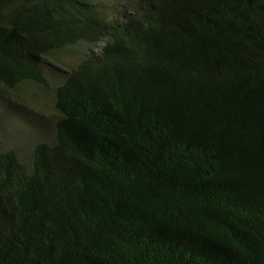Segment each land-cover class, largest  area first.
Listing matches in <instances>:
<instances>
[{"label": "trees", "instance_id": "obj_1", "mask_svg": "<svg viewBox=\"0 0 264 264\" xmlns=\"http://www.w3.org/2000/svg\"><path fill=\"white\" fill-rule=\"evenodd\" d=\"M2 97L0 264H264V0H0Z\"/></svg>", "mask_w": 264, "mask_h": 264}, {"label": "rangeland", "instance_id": "obj_2", "mask_svg": "<svg viewBox=\"0 0 264 264\" xmlns=\"http://www.w3.org/2000/svg\"><path fill=\"white\" fill-rule=\"evenodd\" d=\"M66 60L68 61L69 59L66 58ZM71 61H74V59H71ZM30 92H32V89ZM4 98L5 97H2L4 100L3 103H0V150L13 149L26 157L30 150L29 146L32 144L30 140L31 136H35L34 133L38 131L39 127L44 128L48 131L50 137H53L54 133L50 116L52 114L48 113V115H46L48 117L42 122V120L39 119L40 110L38 108H35L27 102H25L27 104L21 103L23 102L21 99H14L15 101H21L19 106L24 107V110L28 112L27 115L23 111H19L12 106L9 107ZM13 103L14 102H12V104ZM46 103L48 104L47 100ZM14 105H16V103H14ZM30 118L33 121H37L35 123L36 125L32 124L33 122L29 120Z\"/></svg>", "mask_w": 264, "mask_h": 264}]
</instances>
